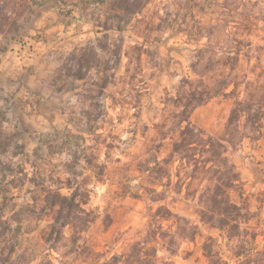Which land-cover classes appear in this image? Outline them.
Returning a JSON list of instances; mask_svg holds the SVG:
<instances>
[{
  "label": "rangeland",
  "instance_id": "374dc122",
  "mask_svg": "<svg viewBox=\"0 0 264 264\" xmlns=\"http://www.w3.org/2000/svg\"><path fill=\"white\" fill-rule=\"evenodd\" d=\"M210 26L212 59L222 58L227 46L238 47L239 76H246L249 90L264 84V0H0V65L15 50L26 60L18 74L0 72V264H100L141 241L148 214L158 206L196 224L200 235L179 242L174 253L148 243L157 252L152 264H207L201 251L207 236L217 239L215 250L228 264H240L219 232L205 229L195 214V197L207 182L176 186L177 163H170L171 181L160 180V201L151 203L138 172L153 156L168 157L167 130L181 110L172 98L182 78L198 79L189 64L208 45ZM236 38L241 45L232 42ZM116 49L120 58L111 55ZM239 92L243 98L244 86ZM233 101L209 99L192 108L188 120L221 139ZM87 129L100 134L96 162L105 169L100 181L87 185L85 209L93 221L81 235L86 251L50 252L42 230L51 220L31 217V206L38 199L40 211L50 178L65 179L71 152L92 146L96 135L81 132ZM223 144L242 182L231 199L250 212L252 246L264 264V137ZM80 170L81 164L72 169ZM169 225L163 223L165 231ZM17 226L18 254L25 250L19 261L10 252Z\"/></svg>",
  "mask_w": 264,
  "mask_h": 264
},
{
  "label": "trees",
  "instance_id": "16d2710c",
  "mask_svg": "<svg viewBox=\"0 0 264 264\" xmlns=\"http://www.w3.org/2000/svg\"><path fill=\"white\" fill-rule=\"evenodd\" d=\"M210 27L205 34L208 45L196 50L192 56L195 61L189 64L190 72L198 79L193 81L189 76L182 78L176 87L175 97L172 98L175 107L181 110L174 115L177 125L167 130L171 141L168 157L159 160L153 156L146 162L143 170H138L142 175L141 180L146 184L141 191L151 203H158L160 193L156 191V185H162L160 180L163 179L171 181L168 167L170 163H177L176 186L190 187L193 182L203 181L209 184L195 197L197 199L195 214L201 226L219 232L220 237L222 236L226 241L230 254L238 259L240 264H259L256 257L261 252L255 251L252 246L256 235L249 232L247 226L250 212L242 204L234 202L230 196L231 191L239 188L242 182L235 165L226 154L227 150L223 142L233 146L238 136L251 141L264 137V84L255 81L257 86L249 90L251 83L247 81L245 75L239 76L237 66L242 51L238 47L227 46L220 52L222 58L214 59L215 61L212 59L216 52L210 49L209 42L214 26ZM198 36L202 37V34L198 33ZM231 40L236 45L242 43L240 38ZM111 55L116 58L121 56L118 49L112 51ZM206 55H210L209 59L200 66ZM209 73L212 76H209ZM257 77L259 78V75ZM242 86L245 95L240 98L239 89ZM230 96L234 97V101L226 120L223 138L217 139L206 135L189 122L188 114L192 108L214 97L230 98ZM81 132L96 135L90 140L92 146H84L81 150L71 152L65 179L50 178L47 187L43 188L44 205L39 212H36L38 199L34 198L30 212V216L35 219L47 217L51 220L42 230V239L47 245V250L57 252L59 247L69 248L68 253L77 256L86 251V246L80 243L81 235L93 221L91 212L85 209L89 201L87 185L92 180L100 181L105 169L104 164L96 162L98 159L95 154L96 147L102 143L99 142L100 134H95L91 129ZM68 136H70L69 131ZM80 139L82 142L86 141L85 138L80 137ZM87 150H91L88 156L85 154ZM78 164H81V170L73 172L72 169ZM86 172H89V175L83 176ZM162 186L164 187V184ZM164 222L170 224L169 231L164 230ZM20 231L21 227L17 226L10 237L12 243L10 252H16V261L21 260L25 254V250L18 254L20 246L17 237ZM25 231L28 233L31 230L25 229ZM198 235L200 230L196 224L172 213L166 206H158L148 214L143 239L132 245L128 252L113 255L100 264H152L157 252L154 247H146L148 243L160 242L169 253H174V247L179 242L193 243ZM216 243L217 239L212 236H207L202 243L201 251L206 263L228 264L215 250ZM47 256L49 257L50 254ZM46 264H50V261Z\"/></svg>",
  "mask_w": 264,
  "mask_h": 264
},
{
  "label": "crops",
  "instance_id": "0c3cea01",
  "mask_svg": "<svg viewBox=\"0 0 264 264\" xmlns=\"http://www.w3.org/2000/svg\"><path fill=\"white\" fill-rule=\"evenodd\" d=\"M19 54H20L19 58L23 57V55H24L21 51L18 52L17 50H15L14 52L7 55V57L2 61L1 65H0V67H1L0 72H1V70L5 69L6 74H10V73L18 74L22 68V65H26V60L24 58L22 59V61H20L19 58H17V55H19ZM29 62H31V60Z\"/></svg>",
  "mask_w": 264,
  "mask_h": 264
}]
</instances>
